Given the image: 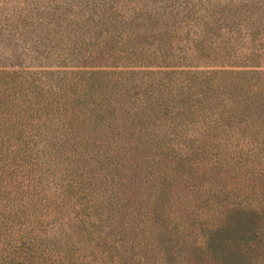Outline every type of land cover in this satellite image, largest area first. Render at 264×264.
<instances>
[{
	"label": "trees",
	"instance_id": "obj_1",
	"mask_svg": "<svg viewBox=\"0 0 264 264\" xmlns=\"http://www.w3.org/2000/svg\"><path fill=\"white\" fill-rule=\"evenodd\" d=\"M177 1L85 0L70 19L44 25L26 19L32 11L14 22L2 15L0 39L7 57L0 54L6 62H0V148L13 146L19 167L36 152L38 140L44 150L58 149L63 145L55 141L66 144L65 136L75 133L86 134V149L114 156L94 158L95 170L87 167L80 179L61 185L58 202L73 194L77 204L63 251L50 247L57 238L47 240L51 250L44 254L47 248L33 238L38 235H21L9 247L0 240V264L26 263L32 254L38 256L34 264H200L202 258L264 264V0L238 5L229 0L222 6ZM25 2L23 8L38 13L35 0ZM126 2L135 5L125 9ZM3 6L0 2V13ZM12 34L27 43L36 39L26 52L11 44ZM41 50L33 59L51 61L43 66L81 70L42 71L57 80L29 83L24 69L33 63L30 53ZM129 67L161 68L167 77L149 78L141 94L127 95L128 104L130 89L110 76L119 74L110 69ZM66 74L74 75L69 84L60 82ZM28 89L45 94L42 100L35 97L32 107L14 97L19 90L23 99ZM17 109L30 118L13 120ZM56 123L58 138L51 131ZM7 164L0 179L15 168ZM33 176L28 192L37 189ZM7 188L0 187V203ZM195 200L221 209L218 219L175 215L177 209L191 210ZM10 206L0 218L11 213ZM80 244L81 251L75 248Z\"/></svg>",
	"mask_w": 264,
	"mask_h": 264
},
{
	"label": "rangeland",
	"instance_id": "obj_2",
	"mask_svg": "<svg viewBox=\"0 0 264 264\" xmlns=\"http://www.w3.org/2000/svg\"><path fill=\"white\" fill-rule=\"evenodd\" d=\"M26 0H0L2 2L5 9L3 10V13H0V22L6 23L5 16L2 15H8V19L11 22L17 21L18 19L24 18L27 13L31 12V16L27 17L26 19H31L33 22L40 21L42 22L41 25H44V23L49 22L51 19H70L71 16L74 13H79V8L76 6L81 3V1L85 0H35V4L32 6H36V4L39 6L38 13H35L34 10L27 11L25 8V2ZM99 1V0H97ZM102 1V0H100ZM183 0H178L177 3L180 4V2ZM207 1V0H204ZM214 2H220L221 6L225 4L226 1L229 2V0H211ZM235 5H238L239 3H242L241 0H233ZM6 2V3H4ZM122 2V1H121ZM198 2V0H196ZM75 3V4H74ZM59 5V10H53V5ZM77 4V5H76ZM135 5L134 2H126L124 3V8L129 9ZM30 6V7H32ZM49 7L48 9L46 8ZM23 8V9H22ZM130 10V9H129ZM159 11V10H158ZM167 11V10H166ZM263 11V10H262ZM53 12L56 13L55 18H52ZM68 14V15H66ZM29 15V14H28ZM66 15V16H65ZM184 13L181 12L180 18H182ZM258 24V23H257ZM37 26V25H36ZM43 26H40L42 29ZM35 28V26H34ZM44 31H39V35L45 36V32L41 34ZM11 44L18 45V47L22 49L26 48V52L29 50V46L34 41L33 38L30 42H26L23 38H17L16 35L11 36ZM31 39V38H30ZM48 43V42H47ZM1 45H5L4 41L0 39V54L2 57L6 56L5 52H2L3 48ZM18 49V48H17ZM41 51H35L30 54H34L31 56V59L33 63L28 65L29 67L25 68V72L28 73L26 75V79L29 83L33 82V84H37L46 78H51L53 80H57L56 77L53 76H44L41 75L39 72L42 71H66V72H76L81 69H76L73 67H66V68H57V67H45L43 66V63H50L49 60H34L33 57L36 54H40ZM31 52V51H29ZM29 54V53H28ZM7 57V56H6ZM0 62L6 63L5 60L0 58ZM31 63V62H27ZM184 69V68H183ZM205 68L199 67L197 70H204ZM114 72H119V74H112L114 79H119L118 81L121 83H124L127 88L130 90L125 95L124 100L130 103L127 99L130 97H127V95H133V94H141L144 90V86L146 84V81H150L149 78H154L157 80L164 78L167 75L164 73L167 70L161 69V68H145V67H129V68H115L110 69ZM185 70H191L185 69ZM193 70V69H192ZM19 71V70H18ZM124 73V74H123ZM60 82L64 84H69L72 79H74V75L66 74L61 75ZM169 76V75H168ZM184 77L183 74L178 75L176 74L175 77L178 78ZM59 77V76H58ZM105 82V81H104ZM134 83V84H133ZM165 83V82H164ZM136 85V86H135ZM35 91V92H34ZM29 90L24 93V97L22 99L21 93L19 90L15 93L14 97H17L21 100H19L20 105L22 106V102H25V105L28 104L32 107L33 103L38 100H42L45 94L40 95V90ZM65 99L67 98V93L64 92ZM36 97V99H35ZM46 97H48V94H46ZM133 97V96H132ZM131 97V98H132ZM59 100L61 101L64 97L62 95H59ZM57 97H53V102L56 103L58 101ZM28 105V106H29ZM27 106V107H28ZM24 113V115H23ZM26 114V115H25ZM31 113L29 112H22V110H16L12 112V118L15 119H21L26 118L24 122L28 118H30ZM2 121V119L0 118ZM23 120V119H22ZM21 120V121H22ZM42 120L43 117H42ZM46 125L49 124L48 121L44 122ZM55 129H51V131L55 132L57 138L61 137V127H57V123L54 124ZM54 125H51V128H54ZM44 133L43 131H40ZM46 134V132L44 133ZM50 133L46 135V139H50ZM200 135H197L198 139H201L203 136L199 137ZM1 137V136H0ZM8 138V136H6ZM45 137V136H44ZM41 138V137H40ZM86 138V134H84L83 138H81L78 134H71L69 133L67 136H65L66 144H63L61 141H55L59 143V145H63L62 147H50L52 149L44 150L41 148L42 142L37 143L36 146V152H34L33 155H37V165L34 161L35 157L31 154L30 157H25L21 161V165L18 167L16 165V156H13V146L6 143L2 148H0V170L3 166L8 165L7 161L11 162L12 165L15 167L13 170H10V176H6L4 179H0V187L3 185H7V190L4 194L1 195L2 197V203H0V213H4L6 204H10L12 211L10 214H2L0 218V240L5 241L6 246H10L13 239L16 237H20L21 235L23 237L29 236V235H38L33 236L35 238V241H38V245L44 249L49 247L47 240L51 238H57L58 243H52L50 246L53 250L63 251L62 247L60 246L61 243L64 240V231L67 228V224H73L76 218V213L74 212L77 209V204L74 203L73 200H71L73 194L70 196V201H63L62 204L58 202L57 196L60 191H62L61 185H65L67 181L80 179V175L82 171H86L87 167L90 169L94 166H91L92 161L94 158L96 159H105L103 157L106 156L107 159H111V157L114 156V152H106L108 155L103 153L96 154V151H90L85 148L84 141ZM43 140L45 138H42ZM37 140V139H36ZM35 140V141H36ZM87 140L89 142H94V139L88 135ZM13 141V138L9 141V143ZM30 143H28V146ZM1 147V145H0ZM78 151H82L81 154H77L76 156L72 155V153H77ZM115 156L117 158L124 157L123 154H119L118 152H115ZM92 157V158H90ZM39 158V159H38ZM9 159V160H8ZM12 159H14L12 161ZM119 160V159H118ZM14 162V163H13ZM98 163H96L97 165ZM11 165V164H10ZM22 166V167H21ZM11 169V166H10ZM120 169V168H119ZM95 170V167H94ZM100 171L99 168L97 169V172ZM35 173V174H34ZM241 173V172H240ZM240 173L237 178L240 177ZM33 175L35 176L37 189L34 191H30L28 186L29 181H33ZM234 180H232L233 182ZM248 181L247 179L242 180L239 179L237 182ZM209 186H207V189ZM235 188V186L233 187ZM200 198V197H195ZM190 208V207H189ZM217 206H214L210 202L206 201H197L193 202L191 204V210H189L186 213L181 212L180 209L175 210V215L179 217H182L181 219H198L201 221L207 219H218L217 212L220 211ZM215 216V218H213ZM91 218L94 219L93 215H90ZM49 241V240H48ZM1 243V242H0ZM24 243V242H22ZM82 244V243H81ZM81 244L79 246H76V249H80L81 251ZM25 245V243H24ZM1 246V244H0ZM46 247V248H45ZM23 248H26V246H23ZM42 249V250H44ZM50 248H47L44 251V254L49 252L51 250ZM49 250V251H48ZM47 251V252H46ZM25 253V252H24ZM1 254V252H0ZM34 257H31L30 259H37V255L32 254ZM29 257V256H27ZM33 260H28L26 263L24 261L17 259L14 261L13 264H34ZM202 260L206 264H216L217 261H208L206 262L204 258ZM204 262H200V264H204Z\"/></svg>",
	"mask_w": 264,
	"mask_h": 264
}]
</instances>
